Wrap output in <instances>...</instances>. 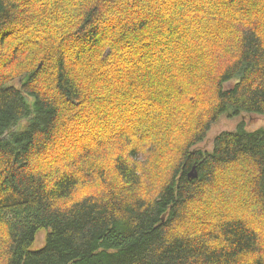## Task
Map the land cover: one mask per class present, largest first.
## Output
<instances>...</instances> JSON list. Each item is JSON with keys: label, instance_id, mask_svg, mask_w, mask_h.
I'll return each mask as SVG.
<instances>
[{"label": "trees", "instance_id": "obj_1", "mask_svg": "<svg viewBox=\"0 0 264 264\" xmlns=\"http://www.w3.org/2000/svg\"><path fill=\"white\" fill-rule=\"evenodd\" d=\"M242 113L264 0H0V264H264Z\"/></svg>", "mask_w": 264, "mask_h": 264}, {"label": "rangeland", "instance_id": "obj_2", "mask_svg": "<svg viewBox=\"0 0 264 264\" xmlns=\"http://www.w3.org/2000/svg\"><path fill=\"white\" fill-rule=\"evenodd\" d=\"M227 86H232V84H227ZM240 121L246 122L248 128L256 129L264 125V115H249L244 113L236 117L222 115L219 121L212 125L207 138L205 139V141L201 142L198 147L207 150L212 149L214 138L223 131L235 129ZM45 237V231L39 232L36 237L35 243L33 244V249H39L40 247H42L45 244Z\"/></svg>", "mask_w": 264, "mask_h": 264}]
</instances>
